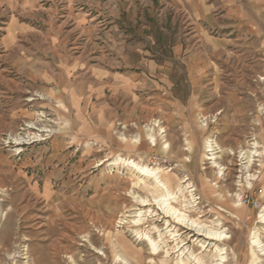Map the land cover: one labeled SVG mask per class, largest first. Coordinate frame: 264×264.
<instances>
[{
  "label": "rangeland",
  "instance_id": "rangeland-1",
  "mask_svg": "<svg viewBox=\"0 0 264 264\" xmlns=\"http://www.w3.org/2000/svg\"><path fill=\"white\" fill-rule=\"evenodd\" d=\"M97 1L86 25L133 66L118 70L150 64L140 88L114 100L108 145L78 139L44 99L50 69L34 52L46 51L44 23L30 0H0V264H264V156L254 164L250 149L264 122L263 54L237 42L209 56L210 82L195 86L187 61L203 45L183 14L135 3L115 19ZM244 193L259 210L240 204Z\"/></svg>",
  "mask_w": 264,
  "mask_h": 264
},
{
  "label": "crops",
  "instance_id": "crops-1",
  "mask_svg": "<svg viewBox=\"0 0 264 264\" xmlns=\"http://www.w3.org/2000/svg\"><path fill=\"white\" fill-rule=\"evenodd\" d=\"M96 1L59 0V6L54 0H30V10L34 12L37 21L44 23V31L39 29L37 35L45 40L46 51L40 52L39 42L36 43L34 51L40 61L50 69L44 80L49 84L44 99L55 106L53 108L60 118L70 117L74 126L72 131L78 139L94 140L99 145H108L116 117L114 100L124 99L140 88L142 76L148 75L150 64L149 60L143 59L138 66L144 68V71L118 70L133 66L117 56L115 58L112 53L116 49L113 47L115 44H106V50L102 46L105 42L100 39L101 34L96 31L97 28L86 25V21H94L101 15L100 12L95 13V10L92 12ZM43 2L47 5L46 8L40 4ZM152 2L160 5L162 10L165 6H170L176 13L183 14L190 21L191 31L200 38L202 51L198 54L190 53L187 61L191 84L197 86L210 82L209 70L217 66L209 56L216 55L218 51L227 52L228 47L240 41L244 47L263 54V59L258 64L264 68V0H107L114 15L110 11L107 14L109 18L111 15L117 19L129 15L135 3L147 6ZM74 5H82L87 10L85 8V12L76 13ZM122 5H126L125 9ZM110 30L114 34L121 31L115 28ZM73 35H77L76 40L69 39ZM164 67V62L160 67L156 65V68ZM159 76L164 77L163 70H160L157 78ZM214 76L213 74L211 81L213 83L216 80ZM173 112L179 116V109H174ZM198 114L201 113H196ZM177 127L181 128L179 123ZM193 129L196 130V124ZM254 132L250 149L253 143L257 145V154L252 161L255 164L260 162V159L255 158L264 156V122ZM162 144L167 147L169 142L162 139ZM260 178L264 179V173ZM258 179L259 176H256L252 181Z\"/></svg>",
  "mask_w": 264,
  "mask_h": 264
},
{
  "label": "built area",
  "instance_id": "built-area-1",
  "mask_svg": "<svg viewBox=\"0 0 264 264\" xmlns=\"http://www.w3.org/2000/svg\"><path fill=\"white\" fill-rule=\"evenodd\" d=\"M260 194V191L258 192ZM257 193L245 194L240 198V204L245 207H250L252 210H259L260 200Z\"/></svg>",
  "mask_w": 264,
  "mask_h": 264
},
{
  "label": "bare ground",
  "instance_id": "bare-ground-1",
  "mask_svg": "<svg viewBox=\"0 0 264 264\" xmlns=\"http://www.w3.org/2000/svg\"><path fill=\"white\" fill-rule=\"evenodd\" d=\"M150 139V138H149ZM208 144V143H207ZM210 146V145H209ZM208 145H207V148L209 147ZM253 151V150H252ZM251 155V154H250ZM252 156V155H251ZM252 159V158H251ZM251 161V160H250ZM117 162V161H116ZM148 169V168H147ZM150 170V169H149ZM149 172V171H148ZM147 172V173H148ZM151 172H153V171H151ZM156 174V173H155ZM163 197V196H162ZM162 206H163V210H164V212L167 214V213H171V211H170V209L169 208H166V202H165V199H160V201H158ZM168 207V206H167ZM166 208V209H165ZM264 210V209H263ZM261 213V212H260ZM181 219V217H179V220ZM260 219H261V221L262 222H264V213H262L261 215H260ZM210 235H212V236H215V237H221L223 234H222V232H218V231H210V233H209ZM254 242V240H252V243ZM151 244V250L153 251V252H156L157 250H156V244L155 243H150Z\"/></svg>",
  "mask_w": 264,
  "mask_h": 264
}]
</instances>
